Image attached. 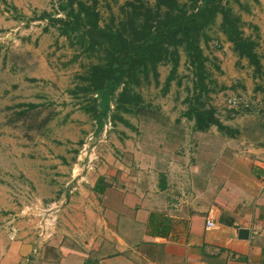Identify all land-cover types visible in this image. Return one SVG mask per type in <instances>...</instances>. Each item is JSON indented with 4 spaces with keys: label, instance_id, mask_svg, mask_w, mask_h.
<instances>
[{
    "label": "rangeland",
    "instance_id": "1",
    "mask_svg": "<svg viewBox=\"0 0 264 264\" xmlns=\"http://www.w3.org/2000/svg\"><path fill=\"white\" fill-rule=\"evenodd\" d=\"M59 1H47L46 10L62 18L56 11ZM125 1L96 0L101 24L117 17ZM240 2L243 7L231 5L242 19L244 35L256 42L261 76L232 52L218 29L219 18L208 31L210 40L201 45L207 58L205 83L212 90L202 102L213 107L222 125L233 131V136L225 137L233 140L229 144L234 148L244 139L264 144V0ZM42 12L34 13L39 21L31 34L17 36H29L26 46L0 45V57L4 56L0 67L9 72L0 75V225L14 226L44 242L61 229H83L87 233L83 241L91 237L90 216L96 200L86 188L90 175L106 166L113 152L119 157L123 150L119 147L128 141L121 139L126 136H141L143 155H164L177 148V133L182 130L188 136L193 124L184 113L186 98L193 94L194 74L181 53L176 76L163 96L170 66L160 65L159 85L140 89L149 119L124 115L130 126L107 122L96 133L93 121L81 109V98L69 93L76 76L95 59L70 47L56 27L39 19ZM26 104L37 107L28 110L22 107ZM22 110L25 113L19 115ZM211 129L224 136L215 127ZM124 154L121 160L129 163L130 157Z\"/></svg>",
    "mask_w": 264,
    "mask_h": 264
},
{
    "label": "crops",
    "instance_id": "2",
    "mask_svg": "<svg viewBox=\"0 0 264 264\" xmlns=\"http://www.w3.org/2000/svg\"><path fill=\"white\" fill-rule=\"evenodd\" d=\"M47 1L0 0V45L26 46L29 36H17L32 33ZM189 133L157 156L143 155L141 136L122 138L119 157L113 152L88 179L90 239L61 229L37 241L0 225V264H264V144L244 139L234 148L192 123Z\"/></svg>",
    "mask_w": 264,
    "mask_h": 264
},
{
    "label": "trees",
    "instance_id": "3",
    "mask_svg": "<svg viewBox=\"0 0 264 264\" xmlns=\"http://www.w3.org/2000/svg\"><path fill=\"white\" fill-rule=\"evenodd\" d=\"M243 7L240 0H126L119 7V15L101 24L97 2L93 0H60L57 13L42 12L56 27L70 47L81 55L94 58L69 93L81 98V109L87 113L100 132L107 122L130 126L124 115L148 118L140 89L154 83L159 85L160 65H169L162 95L175 78L181 53L194 74L193 94L186 98V119L193 122L195 132H206L215 127L224 136L233 131L222 125L215 109L202 102L212 91L205 80L208 76L202 43L210 40L208 31L219 18L218 29L238 59H245L255 75L263 68L256 52V42L243 32V22L231 4ZM56 15V14H55ZM28 110L37 107L26 104ZM25 110L19 113L22 115ZM147 121V120H146Z\"/></svg>",
    "mask_w": 264,
    "mask_h": 264
},
{
    "label": "water",
    "instance_id": "4",
    "mask_svg": "<svg viewBox=\"0 0 264 264\" xmlns=\"http://www.w3.org/2000/svg\"><path fill=\"white\" fill-rule=\"evenodd\" d=\"M240 233L243 235V237L245 238L246 237V234H247V231L245 230H240Z\"/></svg>",
    "mask_w": 264,
    "mask_h": 264
},
{
    "label": "built area",
    "instance_id": "5",
    "mask_svg": "<svg viewBox=\"0 0 264 264\" xmlns=\"http://www.w3.org/2000/svg\"><path fill=\"white\" fill-rule=\"evenodd\" d=\"M212 226V223L210 221H207V227H211Z\"/></svg>",
    "mask_w": 264,
    "mask_h": 264
}]
</instances>
